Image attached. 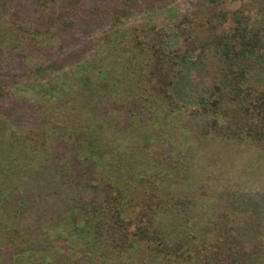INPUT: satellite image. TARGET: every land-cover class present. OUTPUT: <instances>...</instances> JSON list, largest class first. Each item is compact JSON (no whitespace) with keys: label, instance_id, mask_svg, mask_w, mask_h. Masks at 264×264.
<instances>
[{"label":"trees","instance_id":"obj_1","mask_svg":"<svg viewBox=\"0 0 264 264\" xmlns=\"http://www.w3.org/2000/svg\"><path fill=\"white\" fill-rule=\"evenodd\" d=\"M0 19L17 46L85 59L84 105L54 87L22 130L0 125V264H264L257 200L164 184L184 171L183 144L153 142L145 162L109 151L112 130L150 141L164 113L264 158V0H0ZM2 53L1 116L27 73Z\"/></svg>","mask_w":264,"mask_h":264},{"label":"rangeland","instance_id":"obj_2","mask_svg":"<svg viewBox=\"0 0 264 264\" xmlns=\"http://www.w3.org/2000/svg\"><path fill=\"white\" fill-rule=\"evenodd\" d=\"M107 1L89 0L94 4H105ZM2 21L0 19V51L3 52L6 60L13 65L12 67L17 61L14 70L16 73L23 71H27V73L24 77L17 79L18 84L15 89L13 88V96L9 99L11 108L2 116L0 115V125L8 120L10 123L18 124L19 129L22 130L24 126L21 125V122H26L31 117L30 108L41 105L45 101L40 98L42 93L52 92L54 87L59 94H70L73 100L71 106L84 105L85 96L80 95L81 90L83 91L81 76L75 72L77 69L83 68L82 63L85 62V59H66L64 47L60 52L49 53L47 48L29 51L24 44L17 46L16 39L3 28L4 21ZM44 41L48 42L47 40ZM50 42L56 43L57 38L50 40ZM47 46L45 43L42 44V47ZM14 47L17 49H13V51L12 48ZM40 51L41 54L38 53ZM18 56L23 60H19ZM38 67L42 68L43 71L33 73L32 71ZM61 77L64 78L61 79ZM60 82L64 83V87H58ZM38 85L43 89L40 90ZM78 91L79 94H77ZM50 104V106L56 105L53 101H50ZM154 125L153 130L149 132L150 141L143 140V137L139 133L140 136H138L136 132L134 134L130 132L118 133L114 136V130H112L113 141L109 144V151L116 157L119 155L121 157L122 154L126 153L128 155L127 161H131L129 157L132 156L135 161L145 162L141 155L147 153L145 148H148L149 151L148 146H152L153 142L166 140L175 146L176 144H183L184 154H187V157L181 159L184 171L177 178L175 172L169 178L168 183L164 182L169 188L175 191L188 192L189 190L185 189H190L192 185H195L192 191L203 187L226 188L229 192L240 194L239 196L243 198L250 197L257 200L264 208V158L259 151L244 143L232 145L229 141L215 139V137H213L214 139L203 140L194 133V128L186 115L173 114L167 116L161 113L159 120ZM5 138L6 141L14 140V137L10 135L5 136ZM144 145L146 146L144 147ZM225 153H229L228 156H225ZM121 165L122 170L127 167V163ZM146 165L148 167L147 163ZM163 173L167 174L164 171ZM184 174H188L189 177L184 178ZM176 180L178 184H176ZM195 194L199 197L198 191ZM202 201L204 202L198 203V222L201 228L205 226L213 214L212 200L203 199ZM201 228L193 231L195 241L200 238Z\"/></svg>","mask_w":264,"mask_h":264}]
</instances>
